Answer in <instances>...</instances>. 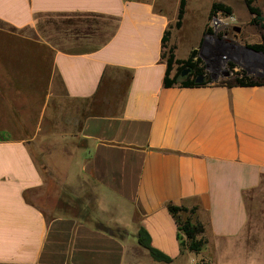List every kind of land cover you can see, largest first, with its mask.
I'll return each mask as SVG.
<instances>
[{
    "label": "crops",
    "instance_id": "obj_1",
    "mask_svg": "<svg viewBox=\"0 0 264 264\" xmlns=\"http://www.w3.org/2000/svg\"><path fill=\"white\" fill-rule=\"evenodd\" d=\"M215 1L228 57L264 67L245 0H187L180 27L181 0H0V264H264V84L164 85L167 30L177 59L213 56ZM169 203L196 208L200 252Z\"/></svg>",
    "mask_w": 264,
    "mask_h": 264
},
{
    "label": "trees",
    "instance_id": "obj_2",
    "mask_svg": "<svg viewBox=\"0 0 264 264\" xmlns=\"http://www.w3.org/2000/svg\"><path fill=\"white\" fill-rule=\"evenodd\" d=\"M256 0H245L249 11L254 14L253 23L260 24L264 28L263 23V12L262 9L255 5ZM187 0H181L179 12L177 16V21L175 23L176 27H180L183 23V18L185 15ZM217 10H223L227 13L232 12V8L222 2L215 1L212 5L211 14ZM170 30H167L163 37V46L166 49L163 53V58H165L167 63L166 75L164 78L165 87L180 86V87H196L203 86L211 82V77L205 74V69L202 64L201 58L198 56V50H193L187 59H177L174 53V47H168L167 42L169 40ZM249 47L256 51L264 52V35L263 42L260 44H252ZM231 67L234 65L231 63ZM185 69H189L186 75H182ZM174 74L172 75V72ZM204 75L203 82H197L196 78L199 75ZM227 82L230 85H242V86H252L264 84V77H255L249 75L245 70L235 71L229 77ZM169 211L175 217L178 223L179 232L186 235L187 240L182 241V245L186 246L192 251L200 252L204 239L198 238L204 232L203 225L198 221H193V217L196 212V208H188L186 206H180L173 203L168 204ZM82 217L86 218L88 215L86 213L81 214ZM95 227L101 229L113 236L123 238L128 234L127 230L118 226H106L100 222H94ZM138 243L147 248L151 256L157 261L172 262L173 258L153 246L151 243V236L148 230L141 226L137 234ZM200 264V263H198Z\"/></svg>",
    "mask_w": 264,
    "mask_h": 264
},
{
    "label": "rangeland",
    "instance_id": "obj_3",
    "mask_svg": "<svg viewBox=\"0 0 264 264\" xmlns=\"http://www.w3.org/2000/svg\"><path fill=\"white\" fill-rule=\"evenodd\" d=\"M255 5L264 10V0H256ZM255 28L262 29L263 27L258 24ZM234 42L237 43L236 41ZM223 56H226L225 52H221L220 55L213 54V56H211L209 60L204 59L203 63L201 64L204 66L205 74L211 77V81L216 83L227 81L233 72L243 70H245L246 72H248V74L252 76L264 77V67L256 68L250 63H246L245 60L240 58L239 60H233L227 56L226 59H222ZM231 63L234 65V68L231 67ZM175 264L180 263L177 260Z\"/></svg>",
    "mask_w": 264,
    "mask_h": 264
},
{
    "label": "built area",
    "instance_id": "obj_4",
    "mask_svg": "<svg viewBox=\"0 0 264 264\" xmlns=\"http://www.w3.org/2000/svg\"><path fill=\"white\" fill-rule=\"evenodd\" d=\"M236 16L223 10H217L210 15L207 23V38L213 44V54L220 55L225 52L226 58L231 52L235 41Z\"/></svg>",
    "mask_w": 264,
    "mask_h": 264
},
{
    "label": "water",
    "instance_id": "obj_5",
    "mask_svg": "<svg viewBox=\"0 0 264 264\" xmlns=\"http://www.w3.org/2000/svg\"><path fill=\"white\" fill-rule=\"evenodd\" d=\"M236 29V28H235ZM249 49L253 50L252 48L249 47ZM254 52H256L255 50H253ZM259 53V52H258ZM189 72V69H185L182 73V75H186L187 73ZM196 81L197 82H203L204 81V75H199L197 78H196Z\"/></svg>",
    "mask_w": 264,
    "mask_h": 264
}]
</instances>
